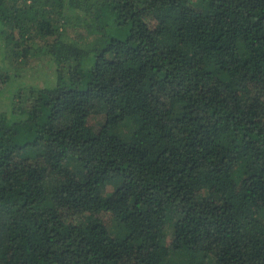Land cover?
I'll return each instance as SVG.
<instances>
[{
    "label": "trees",
    "instance_id": "1",
    "mask_svg": "<svg viewBox=\"0 0 264 264\" xmlns=\"http://www.w3.org/2000/svg\"><path fill=\"white\" fill-rule=\"evenodd\" d=\"M175 252L264 264V0H0V264Z\"/></svg>",
    "mask_w": 264,
    "mask_h": 264
},
{
    "label": "rangeland",
    "instance_id": "2",
    "mask_svg": "<svg viewBox=\"0 0 264 264\" xmlns=\"http://www.w3.org/2000/svg\"><path fill=\"white\" fill-rule=\"evenodd\" d=\"M42 58V57H41ZM35 59L30 58L28 63L22 66L23 79L32 85L38 87L54 84L56 80L55 70L51 67L47 60L44 58ZM135 128L132 121L126 120L124 123L119 126L116 130L120 133H128ZM109 228L113 232L124 234L126 229L119 224L117 221L109 220ZM172 229V227H170ZM187 259L185 253L175 252L171 255L169 262L171 264H184V260Z\"/></svg>",
    "mask_w": 264,
    "mask_h": 264
}]
</instances>
